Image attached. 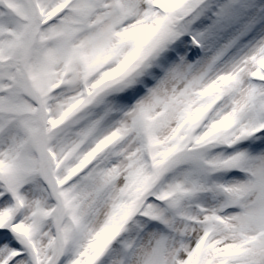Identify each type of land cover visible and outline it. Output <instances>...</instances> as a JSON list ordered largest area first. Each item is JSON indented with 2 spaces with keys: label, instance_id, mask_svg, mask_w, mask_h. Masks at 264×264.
Here are the masks:
<instances>
[{
  "label": "snow or ice",
  "instance_id": "obj_1",
  "mask_svg": "<svg viewBox=\"0 0 264 264\" xmlns=\"http://www.w3.org/2000/svg\"><path fill=\"white\" fill-rule=\"evenodd\" d=\"M0 264H264V0H0Z\"/></svg>",
  "mask_w": 264,
  "mask_h": 264
}]
</instances>
